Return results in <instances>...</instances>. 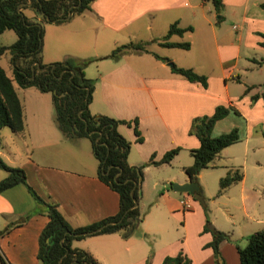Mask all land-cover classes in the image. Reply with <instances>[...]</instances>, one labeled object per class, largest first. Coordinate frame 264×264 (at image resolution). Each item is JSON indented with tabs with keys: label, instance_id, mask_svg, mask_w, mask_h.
Returning <instances> with one entry per match:
<instances>
[{
	"label": "crops",
	"instance_id": "1",
	"mask_svg": "<svg viewBox=\"0 0 264 264\" xmlns=\"http://www.w3.org/2000/svg\"><path fill=\"white\" fill-rule=\"evenodd\" d=\"M206 1L92 0L90 8L80 14L60 23L51 21L43 27V62L65 56L94 58L95 80L87 104L90 113L124 119L136 117L141 141L135 140L130 125L118 123L122 130L117 126L130 142L126 157L129 164L145 161L151 154L157 160L165 150L174 146H179V149L168 162L152 165L170 163L177 159L182 150L190 155L189 148L198 145L197 137L187 131L192 117L210 114L216 104L234 107L238 115L245 119V125L240 139L222 147L208 166L222 165L225 167L224 173L228 168L239 170L233 166L234 150L228 146L241 142L245 155L248 150L254 152L262 145L258 140L251 143V126L260 123V131L264 134V90L252 89L263 88L264 79H248L247 75L242 78L232 68H227L226 63L228 56L235 55L241 45L260 56L259 60L251 58L253 64L260 66L264 61V46L259 44L260 32L264 33V7L260 2L264 0H221L222 13L217 22L221 20L230 24L233 32L227 39L217 36V32L211 28ZM25 15L37 18L32 10ZM231 18L237 24L231 23ZM172 21H176L180 27H191L184 30L187 31L186 36L197 26L202 31L201 39L205 41L211 38L210 42L214 43L218 66H212L204 55L203 61L221 70L204 74V86L172 72L168 61L152 54L165 56L179 66L187 65L176 61L174 52L168 49L176 46L159 43ZM204 22L209 25L210 32L202 28ZM184 31L172 33L167 39L183 41L180 37ZM127 41H144L146 50L122 53L117 58L106 56L114 46ZM243 69L251 71V68ZM255 69L258 73L264 70ZM246 86L249 87L245 89ZM253 94H256L254 99L250 97ZM21 105L23 129L10 131L19 134L23 141H26V136L37 138L42 149L41 154L35 157L30 151L17 165L23 168L26 182L42 198L56 202L57 209L71 226L113 214L117 210V192L97 177V161L87 156L90 144L82 142V137L68 139L61 134L51 114V98L44 95L36 97L26 113L25 105L22 102ZM230 119L232 123L228 124ZM234 119L229 110L214 121L210 133L216 135L237 126L232 125L236 122ZM25 128L27 133H24ZM3 131L8 133L7 130ZM261 140H264V135H261ZM29 141L32 145V140ZM182 160L180 164L183 168L191 163L192 158ZM242 178L243 173L239 180L232 183ZM186 180L189 178L185 174L176 181ZM181 193L177 200L179 205L170 207L169 212L181 218L185 227L183 237L173 238L153 248L142 236L143 227L127 237H122L117 231L86 235L73 239L71 246L87 250L100 264H159L164 255L175 254L178 249L189 257L190 264H214L212 249L205 245L211 235L208 231H200L203 215L198 211L197 200L191 193ZM192 205L197 210L190 208ZM46 219L44 210L24 184L16 183L0 191V230L9 225L6 231L0 233V254L4 264H40L36 257L37 235ZM218 248L224 264H239L234 243L224 239L219 242Z\"/></svg>",
	"mask_w": 264,
	"mask_h": 264
},
{
	"label": "trees",
	"instance_id": "2",
	"mask_svg": "<svg viewBox=\"0 0 264 264\" xmlns=\"http://www.w3.org/2000/svg\"><path fill=\"white\" fill-rule=\"evenodd\" d=\"M92 0H0V32L12 29L15 38L8 44L0 43V55L8 52L12 76H8L0 65V128L8 126L12 132L23 129L22 105L17 96L12 79L21 87L34 86L40 91H49L53 108V120L61 132L68 138L86 137L89 140L93 156L97 161L96 175L117 192V210L98 220L71 226L60 211L56 202L42 198L26 182L25 172L20 166L5 163L0 158V167L5 174L0 177V191L16 183L24 184L35 200L42 207L47 219L37 235L36 257L40 264H100L87 250L71 246V241L86 235L117 231L122 237L134 232L141 220L137 201L140 197L141 164H129L126 160L130 142L117 130L118 123L132 127L134 138L141 141L136 117L130 119L115 118L101 113H90L87 104L91 97L94 78L85 76L83 66L93 60L92 57L78 58L65 56L51 62L41 59L42 21L60 23L90 8ZM214 11L219 12L221 0H211ZM264 7V2H260ZM24 8L31 9L37 18L28 17ZM191 27H180L176 21L168 24L159 43L164 46L188 48L189 42L168 40L172 33H181ZM259 44L264 46V33L260 32ZM144 41H127L114 46L106 56L117 58L122 53L145 51ZM155 57L168 61L170 70L191 81L205 85V75L192 67L176 65L165 56L152 53ZM249 86H246L247 89ZM252 99L256 94L250 96ZM229 110L238 114L231 105L216 104L210 114L192 117L188 132L198 139V145L189 148L191 163L183 166L189 179L196 180L200 168L209 165L220 149L240 139L236 127L212 135L211 127L215 120L223 117ZM179 146L165 150L159 159L152 154L144 161L146 164L168 162L178 151ZM242 172L228 168L218 178L217 192L241 178ZM191 195L204 206L200 191ZM133 199L136 203L133 205ZM99 227L95 230V228ZM9 225L0 230L6 231ZM201 231H209L210 239L205 243L212 249L214 264H224L218 245L221 240H228V233L215 228L205 218ZM243 246L234 243L239 264H264V227L248 233ZM0 264L4 260L0 254ZM159 264H190L189 257L178 249L175 254L164 255Z\"/></svg>",
	"mask_w": 264,
	"mask_h": 264
},
{
	"label": "rangeland",
	"instance_id": "3",
	"mask_svg": "<svg viewBox=\"0 0 264 264\" xmlns=\"http://www.w3.org/2000/svg\"><path fill=\"white\" fill-rule=\"evenodd\" d=\"M205 3L209 6L208 18L212 23L211 28L217 32V36H224L227 39L233 31L230 24H225L221 20L217 22L218 16L222 13V11H220L221 9L219 12H216L214 11L210 0H207ZM30 11L29 8L23 9L25 14ZM48 23L49 22L46 20L42 21V31L45 24ZM231 23L237 24V21L231 18ZM202 28H207L209 29L208 32H210V27L207 23L204 22ZM186 33L187 31H184L180 39L189 42L188 48H168L174 52V56L177 59L176 61L187 64L180 66L192 67L194 71L203 74L216 73L221 70L220 68H212L213 65L218 66V53H216L214 43L210 42L211 38H208L205 41L202 40V31L198 29L197 26L189 31L188 36H186ZM14 38L15 33L12 29L6 28L0 32V42L3 44L10 43ZM202 55L207 59V62H211L212 66L203 61ZM9 57L10 55L8 52L1 54L0 65L8 75L12 76ZM228 57L229 59L226 63L227 68H232L233 72L240 74L242 78L244 75H247L248 79H264V70L261 73H258L255 69L264 68V61H261L260 66L253 64L251 58L259 60L260 56L255 55L251 49L241 45L235 55H229ZM171 61L177 64L174 60ZM243 68H251V71H248V69L244 71ZM160 69L161 68H159V70ZM162 69L166 71L168 70L167 68ZM95 70V61L91 60L83 66L84 74L89 75L91 78H93ZM13 84L19 99L22 104L25 105V113L36 97L44 95L45 97L51 98V93L49 91L41 93L34 86L21 87L17 85L14 80ZM262 90H264V87H254L252 89V91ZM51 114L53 117V110H51ZM232 114L236 121L235 124L232 125H237L233 127L237 128L239 134L243 133L245 119L233 111ZM230 123H232L231 119L228 124ZM117 126L122 130L121 124H117ZM260 128H262L260 123L251 126V143L258 140V142L260 141L262 144L261 146H258L254 152L248 150L244 155L241 142H236L228 146L234 150L232 153L233 166L238 167L243 173V178L240 181L231 183L223 191L217 192L218 177L224 173V166L211 165L202 167L196 174L195 181L197 182L203 196L204 206H202L196 198L194 199L197 200L200 215H203L202 222L204 223L205 218H207L209 223L215 228L228 233L229 242L237 243L239 246L245 244V237L248 233L264 227V140H261V135L264 134L260 131ZM3 130H7L8 133L6 134ZM24 133H27L26 128ZM10 134L12 133L8 126L5 125L0 128V158L5 163L17 166L21 158L30 151L32 152L31 154L33 157L41 154V143H39L37 138L35 139L32 138V136H26V141H23V138L19 137V134ZM30 139L32 140V145L30 144ZM80 140L85 144H90L86 137H82ZM87 148L88 158L95 161L90 147ZM13 149L15 151L14 153H12ZM182 158L190 159L191 156L188 155L186 151L182 150L177 159H174L170 163L152 165L146 164L144 161L137 162V164L143 163L140 182V197L137 201L141 220L132 234L137 233L139 229L144 227L142 236L144 240L149 243L150 247L155 248L173 238L180 236L183 237L185 233V227L182 224L183 222L181 218H178L176 215L169 212L170 207L178 204L177 200L182 194L181 192L172 190L170 187L171 182L176 181L179 177L186 174L180 164L182 163L181 161H183ZM256 160L259 162H256ZM4 174L5 171L0 167V177ZM190 208H193V210L195 209L193 205ZM191 225H193V223Z\"/></svg>",
	"mask_w": 264,
	"mask_h": 264
},
{
	"label": "water",
	"instance_id": "4",
	"mask_svg": "<svg viewBox=\"0 0 264 264\" xmlns=\"http://www.w3.org/2000/svg\"><path fill=\"white\" fill-rule=\"evenodd\" d=\"M29 2V0H28ZM170 186L173 190L178 191V192H187V193H192L195 191H200L199 186L195 180L189 179L183 182H176L173 181L170 183ZM136 201L133 199V205H135ZM99 227L95 228L98 229Z\"/></svg>",
	"mask_w": 264,
	"mask_h": 264
},
{
	"label": "built area",
	"instance_id": "5",
	"mask_svg": "<svg viewBox=\"0 0 264 264\" xmlns=\"http://www.w3.org/2000/svg\"><path fill=\"white\" fill-rule=\"evenodd\" d=\"M180 202L183 203L184 205H187V204L185 203V201H183V200H181Z\"/></svg>",
	"mask_w": 264,
	"mask_h": 264
}]
</instances>
